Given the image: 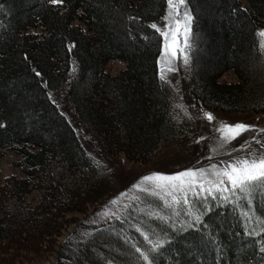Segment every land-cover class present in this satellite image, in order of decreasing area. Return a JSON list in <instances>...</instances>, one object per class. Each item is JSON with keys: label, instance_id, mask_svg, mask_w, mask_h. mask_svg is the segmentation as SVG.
I'll return each mask as SVG.
<instances>
[{"label": "trees", "instance_id": "trees-1", "mask_svg": "<svg viewBox=\"0 0 264 264\" xmlns=\"http://www.w3.org/2000/svg\"><path fill=\"white\" fill-rule=\"evenodd\" d=\"M186 3L195 108L264 114L257 35L264 0ZM165 11L166 0H0V160L14 153L20 172L0 182V264H32L46 254L55 255V264H264V188L247 201L231 194L196 202L199 220L188 228L125 213L85 236L75 229L59 243L75 223L69 215H85L103 201L112 177L51 95L66 101L106 156L149 165L189 139L190 120L176 112L159 73L162 38L151 25L160 27ZM117 62L124 67L112 76L107 68ZM228 73L234 82L222 81ZM176 212L182 221L185 209Z\"/></svg>", "mask_w": 264, "mask_h": 264}, {"label": "rangeland", "instance_id": "rangeland-1", "mask_svg": "<svg viewBox=\"0 0 264 264\" xmlns=\"http://www.w3.org/2000/svg\"><path fill=\"white\" fill-rule=\"evenodd\" d=\"M187 4V3H186ZM188 9V6H187ZM189 11V9H188ZM168 12V4L166 0V11ZM190 13V12H189ZM164 15V16H165ZM166 21L163 19V23L160 28H163ZM190 33L188 42L191 45L192 40V23L190 25ZM264 31V29L262 30ZM162 38V37H161ZM181 44L183 43V37H179ZM163 51V38L161 45V52L158 60L159 73L161 76V69L163 67V61L161 53ZM264 52V51H263ZM190 48L187 49V55L189 58ZM189 62V59H188ZM176 70L173 72H166V79L164 80L171 88L174 94V107L176 112L190 120L191 133L187 141L182 143H176L170 146L168 149L158 155L149 165H135L128 162L122 155L117 157L106 156L99 148L98 144L94 141L89 134L79 125V123L71 116L66 101L60 97V95L53 94L51 99L59 107L63 115L73 127L76 135L79 137L83 147L87 153L96 160V162L106 169V171L112 177L111 192L104 197L103 201H100L97 205L89 207L85 215L72 214L69 215L75 223H72L66 227L65 232L59 239V243L65 239L68 234L73 230H78L81 236H85L99 226L105 224L110 219L124 215L125 213L132 215L133 217L141 216L143 220L148 222H157L158 226L161 224L164 227L171 229H184L191 227L194 223L193 210L196 202L218 201L228 200L231 191L223 194L215 193L216 198L207 195L206 193H198L193 195L187 194L189 204H184L181 201L178 204H174L171 207L165 203V200L171 202V197H162V195L153 194L151 191H143L142 188L150 187L151 182H144L140 188L133 187L141 178L153 173H161L165 175H172L177 172L183 171L192 167H210L211 164H216L218 167H224V162L230 160V156L225 154V150L218 147V141L220 134L215 130L219 122L223 121L229 124L243 122L249 125H253L256 129L264 128V114H233L225 115L220 113H212L201 109H196L189 90L187 79V66L188 63H184L183 56L179 53L177 58L173 61ZM123 64L120 62L110 63L108 66L109 74L117 75L122 69ZM222 81L224 83L234 82L235 76L232 73L226 74ZM180 105L181 107H177ZM183 109V110H182ZM211 113L215 119L209 122L204 118V113ZM187 113V115L185 114ZM256 134V133H253ZM249 133H243L241 137L232 141L230 145L226 146L228 152H231V157L234 158L237 155H244L245 150H241V145L245 138L249 137ZM232 146H235L236 151L232 152ZM216 147L217 152H213L211 149ZM253 147L259 149L260 146L253 142ZM211 157V159H209ZM18 158L12 152H6L3 158L0 160V182L3 178L10 175L20 176V172L14 167V162ZM230 187V186H229ZM236 195L241 194L244 201L249 200V195L236 192ZM227 196V199L223 197ZM240 198V197H239ZM238 199V198H236ZM116 201V203H113ZM149 203L148 207L143 203ZM185 209V218L178 222L177 216L178 209ZM191 209V214L189 210ZM131 213H129L130 211ZM182 211V210H179ZM171 215H175L176 218L169 222ZM155 226V225H154ZM157 226V225H156ZM56 257L54 254H46L40 259L33 260L32 264H55Z\"/></svg>", "mask_w": 264, "mask_h": 264}, {"label": "snow or ice", "instance_id": "snow-or-ice-1", "mask_svg": "<svg viewBox=\"0 0 264 264\" xmlns=\"http://www.w3.org/2000/svg\"><path fill=\"white\" fill-rule=\"evenodd\" d=\"M52 2L58 3L60 0H52ZM167 4L168 12L163 17L166 21L163 28L156 24L151 25L163 38L161 80L166 79V72L176 70L173 61L177 58L178 53L183 56L184 63H188L187 49L190 48L188 38L192 16L187 9L186 0H167ZM257 35L261 38L259 47L261 51H264V31L258 32ZM181 36L183 37L182 44L179 40ZM177 107L181 106L177 105ZM185 114L187 115V113ZM203 115L209 122L215 119L211 113L205 112ZM215 130L220 134L218 147L224 149L225 154L230 156V160L224 162V167L211 164L210 167H192L172 175L153 173L142 177L141 181L133 187L140 188L144 182H151L150 187L141 190L151 191L153 194L162 195V197H171V202L165 200V203L170 207L181 201L184 204H189L188 193H192L194 196L198 193H206L215 199V193L223 194L231 191L233 194L236 192L250 194L256 188H264V128L256 129L253 125L243 122L229 124L221 121ZM243 133L250 134L241 145V150L246 149L247 151L244 155L232 158L231 152H228L226 146L241 137ZM253 142L260 148L253 147ZM211 150L217 152L216 147ZM235 151V146H232V152ZM223 198L227 199V196ZM189 214H191V209ZM196 219L199 220V216ZM145 239L148 237L146 236ZM161 243L157 241L155 246L158 247ZM137 251L140 250L137 249ZM141 255L145 260H148L144 253Z\"/></svg>", "mask_w": 264, "mask_h": 264}]
</instances>
